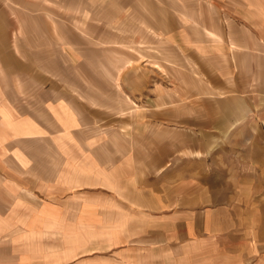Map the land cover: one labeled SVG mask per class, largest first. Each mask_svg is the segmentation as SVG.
I'll list each match as a JSON object with an SVG mask.
<instances>
[{"label": "rangeland", "instance_id": "rangeland-1", "mask_svg": "<svg viewBox=\"0 0 264 264\" xmlns=\"http://www.w3.org/2000/svg\"><path fill=\"white\" fill-rule=\"evenodd\" d=\"M198 4L0 0V31L11 34L13 48L25 43L30 56L36 34L56 44L55 78L61 93L74 90L80 136L92 148L87 158L112 167L111 181L93 175L62 193L60 219L74 224V237L59 231L45 235L58 238L57 246L20 248L27 264H110L97 256L126 264H264V129L204 136L162 118L163 88L194 73L180 66L179 43L187 39L180 32H193L185 19H196ZM79 93L90 102L78 101ZM131 106L139 110L135 129ZM200 142L216 150L203 153ZM75 155L84 157L82 150Z\"/></svg>", "mask_w": 264, "mask_h": 264}, {"label": "crops", "instance_id": "crops-1", "mask_svg": "<svg viewBox=\"0 0 264 264\" xmlns=\"http://www.w3.org/2000/svg\"><path fill=\"white\" fill-rule=\"evenodd\" d=\"M198 3L203 9L196 19H185L192 22L188 25L193 32H180L185 37L181 39H187L179 43L180 66L194 73L181 76L174 88L163 86L162 118L174 129L181 124L204 136L260 135L264 129V0ZM42 38L47 37L35 35V50L29 56L25 43L13 48L11 34L0 31V264H27L20 248L57 246L58 238L53 243L47 234L58 237L59 231L64 235L67 230L74 237V224L60 219L63 212L57 200L63 192L79 187L74 184L90 182V176L111 181L107 174L112 167L87 158L85 152L92 148L83 142L80 134L85 128L76 117L82 110L73 89L60 92L55 78L60 67L53 56L58 47ZM73 68L67 66V73L74 74ZM67 85L74 88L75 78L68 77ZM187 86L194 87V96ZM77 97L90 102L88 93ZM132 111L135 129L139 110L131 106ZM199 147L203 153L216 150L212 142H200ZM78 150L81 159L76 158ZM211 180L205 177L206 184ZM97 257L96 262L126 264L121 258Z\"/></svg>", "mask_w": 264, "mask_h": 264}]
</instances>
